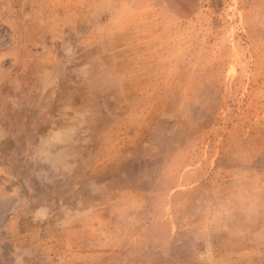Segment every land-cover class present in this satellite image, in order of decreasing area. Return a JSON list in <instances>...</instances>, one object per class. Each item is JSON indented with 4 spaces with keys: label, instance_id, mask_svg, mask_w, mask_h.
Wrapping results in <instances>:
<instances>
[{
    "label": "rangeland",
    "instance_id": "obj_1",
    "mask_svg": "<svg viewBox=\"0 0 264 264\" xmlns=\"http://www.w3.org/2000/svg\"><path fill=\"white\" fill-rule=\"evenodd\" d=\"M0 264H264V0H0Z\"/></svg>",
    "mask_w": 264,
    "mask_h": 264
}]
</instances>
